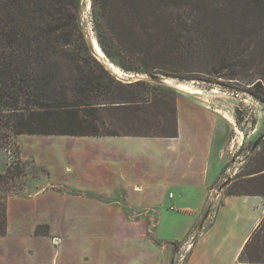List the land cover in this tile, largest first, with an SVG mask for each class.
Returning a JSON list of instances; mask_svg holds the SVG:
<instances>
[{"label": "trees", "instance_id": "1", "mask_svg": "<svg viewBox=\"0 0 264 264\" xmlns=\"http://www.w3.org/2000/svg\"><path fill=\"white\" fill-rule=\"evenodd\" d=\"M245 1L91 0L90 16L106 58L123 72L223 78L264 103V0ZM85 5L0 0V146L20 134L178 135V91L107 69L85 34ZM20 164L0 181L20 175ZM9 196L0 200V235ZM258 227L241 262L264 263V248L251 249Z\"/></svg>", "mask_w": 264, "mask_h": 264}, {"label": "crops", "instance_id": "2", "mask_svg": "<svg viewBox=\"0 0 264 264\" xmlns=\"http://www.w3.org/2000/svg\"><path fill=\"white\" fill-rule=\"evenodd\" d=\"M177 113L178 135L174 137L34 134L46 145L35 154L26 153L22 141V135L33 134L18 135L20 157L47 175L34 192L9 197L7 232L0 235V264H59L60 257L57 261L56 257L62 248L65 251L64 245L83 241L82 236L65 238L60 226L78 225L79 212L96 213L98 207L107 210L104 217L103 213L98 216L107 218L115 234L95 240L98 262L90 264H172L175 242L181 243L191 229H198L199 218L223 172L229 138L226 120L200 99L180 95ZM60 136L74 143L72 151L64 146L66 151L58 153L43 140ZM65 159H71L76 167L64 171L54 167ZM22 196L32 200L35 211L48 212L35 218L14 213L10 203ZM168 208L182 214L184 222L168 224L164 217ZM210 215L212 221L202 226L185 264H253L240 259L263 220V199L253 194H225L221 206ZM67 218L75 223L66 222ZM89 222L96 223L95 219ZM39 225L45 226V233H36ZM19 231L27 235L19 236ZM104 247L109 248L107 256ZM91 258L86 255V260Z\"/></svg>", "mask_w": 264, "mask_h": 264}, {"label": "rangeland", "instance_id": "3", "mask_svg": "<svg viewBox=\"0 0 264 264\" xmlns=\"http://www.w3.org/2000/svg\"><path fill=\"white\" fill-rule=\"evenodd\" d=\"M85 2L86 5L84 6L82 18L85 27V34L93 45V39L96 37L93 32L94 30L90 16L91 0H85ZM244 4L252 6L254 2L253 0H247ZM96 56L104 62L107 69L110 68L107 64L109 60L106 57H99L97 54ZM110 70L112 69L110 68ZM115 75L121 78V80L131 79L129 81H132L137 79V77L135 78L132 76L128 78V75L131 74L123 72L122 70L121 75ZM142 76L143 75H141V77ZM172 81L174 83H179L176 80ZM183 82L200 88L202 92L189 93V91L180 90L172 84L167 85L178 91V97L185 94L189 95L190 97L200 99L209 109L215 110V112L221 114L226 120V127L229 135L228 144L226 146L225 166L223 168L222 174L220 175L219 182L215 185V189L211 191L212 195H210V199L208 198L209 201L207 209L202 212L199 218L200 223H198V227H196L200 228L199 225H201L203 221H205V223H210L212 221V219H209V217L211 216L210 214L215 210V208L221 206L223 196L225 194H229L232 192H237L238 194H253L257 197L262 198L264 201V139L261 141L260 145L253 150L255 140L259 139L261 135L264 134V103H262L260 100H258V98L252 95L250 88H248L250 86H231L228 80H225L223 78L212 79V81L210 82L206 80ZM22 136V141L25 144L26 153H39L46 146L42 144L41 141L38 142V138H40V136ZM57 138L52 140H43L47 141V145L56 147V151H58V153L66 151V147L64 146L69 147L68 152L72 151V148L70 147L74 146V143L71 144L70 140H65L64 138L66 137L60 136ZM54 140L57 142H54ZM20 149L21 145L19 143L18 136L11 139L8 144L0 146V174L6 173V171L10 168L11 170H17L15 168L16 166H18V164H20L18 157V152L20 151ZM22 160L25 163L23 162L20 164V175L16 177L13 176V178H8L7 183H3L0 181V200H3L2 198L4 197V195L8 196L10 194V196H15L18 194H27V191L34 192L35 190L39 189V187H41L46 181L45 178L47 174H45L43 170L38 168V165L36 166L32 163V161H28L25 159ZM55 164L56 165H54V167L56 166L59 171H64L65 168L67 169L71 166L76 167L75 162H73L71 159H65L63 161L59 160V162ZM57 176L58 175H56V177ZM229 177H231V182L222 191H218V189H220V185H222ZM72 179H74V176H72ZM69 180H71V175L69 177ZM31 204L32 200L30 198L22 196L13 199L10 203V208L14 213L19 212L22 216L25 215L24 213H29L34 218V215H44L48 212L47 210L35 211V209L32 208ZM210 206H212L213 208L212 211L208 210V207ZM79 209H82V206H80ZM169 210L170 209L168 208L166 211H164V217L167 219L168 224L174 225L176 223H179V221L184 222L185 217L182 214ZM105 212H107V210L100 209L99 207L96 208V213L95 211L91 213H83L81 211L79 212L80 217L77 219L78 225L73 224L71 226L70 224L69 227H66L64 229L60 226L61 234L64 235L65 238L70 235H75V238L82 236L83 243H78L80 241L73 240L70 243L64 245L65 251L62 248L56 257V261L57 258L60 257L59 264H65L68 262L69 264H90L91 262H98L95 260L96 257L94 256L96 254L95 240L101 239L103 241L104 239L110 237L109 234H115L112 231L114 226L107 222V218H101L105 216ZM102 213L104 215H102ZM98 215L102 216L100 217ZM52 218L54 217L52 216ZM93 219H95V224L89 222ZM64 220L66 222L75 223V221H71L68 218ZM205 223H203L202 226H204ZM259 226L260 227H258L257 233L253 235L251 242V249L253 251L254 247L264 248V217L261 225ZM116 227L118 226L116 225ZM44 228L45 226L39 225L36 229V233H45ZM193 229H191V234L195 232V229ZM18 233L19 236L27 235V233H25L24 231H19ZM113 238L115 237L111 236V239ZM179 243L180 241L175 242L174 244L173 257H175L177 253L176 245L178 246ZM157 244L160 246H164V243ZM99 248L102 247L100 246ZM104 252L106 253L105 256L109 255V248L104 247ZM53 253L50 257L51 261H53ZM88 254H90L92 258L86 260V255ZM7 257H11L13 258V260H15V258L11 254H8ZM105 263L106 261L101 262L100 264Z\"/></svg>", "mask_w": 264, "mask_h": 264}, {"label": "built area", "instance_id": "4", "mask_svg": "<svg viewBox=\"0 0 264 264\" xmlns=\"http://www.w3.org/2000/svg\"><path fill=\"white\" fill-rule=\"evenodd\" d=\"M130 76L128 75V78ZM212 206L208 208L209 211H212ZM201 229L198 228L195 230L193 234H190L186 240H183L178 245L177 253L173 259L172 264H185L187 258L189 257L191 250L194 246L195 240H197V237L200 235Z\"/></svg>", "mask_w": 264, "mask_h": 264}, {"label": "bare ground", "instance_id": "5", "mask_svg": "<svg viewBox=\"0 0 264 264\" xmlns=\"http://www.w3.org/2000/svg\"><path fill=\"white\" fill-rule=\"evenodd\" d=\"M93 46H94V50L96 52V54L99 56V57H103L105 58L104 56V53L102 52V50L100 49L101 47L99 46V43L97 42V39L94 38L93 39ZM108 66L112 69L111 71L115 74H119L121 75V70L119 67H117L115 64H111L110 62L107 63ZM107 66V67H108ZM108 67V68H109ZM109 68V69H110ZM169 84H172L173 86H175L176 88L180 89V90H183V91H189V93H201L202 90L200 88H197L189 83H184V82H179V83H174L172 81V79L169 81ZM195 85V84H194Z\"/></svg>", "mask_w": 264, "mask_h": 264}, {"label": "water", "instance_id": "6", "mask_svg": "<svg viewBox=\"0 0 264 264\" xmlns=\"http://www.w3.org/2000/svg\"><path fill=\"white\" fill-rule=\"evenodd\" d=\"M98 42V41H97ZM99 43V42H98ZM99 46H100V44H99ZM101 47V46H100ZM102 48V47H101ZM100 48V49H101ZM102 50V49H101ZM102 52H103V50H102ZM104 53V52H103ZM104 56H105V54H104ZM106 57V56H105ZM100 59V58H99ZM101 60V59H100ZM110 62V61H109ZM111 64H113L112 62H110ZM110 70V69H109ZM111 71V70H110ZM128 74H130V73H128ZM129 76H132V77H137V79L139 80V79H148V80H155V82H160V83H164V84H169V81L172 79V78H170V77H167V76H162V75H155V74H148L147 76H145V75H143L142 77H141V75H138V74H131V75H129ZM129 80H131V79H129ZM264 139V134L263 135H261V137L259 138V139H256L255 140V142H254V145H253V150L254 149H256L259 145H260V143H261V141ZM231 182V177H229L222 185H220V189H218V191H222L229 183ZM207 218V217H206ZM205 218V219H206ZM203 223H205V221H203L202 223H201V225H200V229H201V227H202V225H203Z\"/></svg>", "mask_w": 264, "mask_h": 264}]
</instances>
